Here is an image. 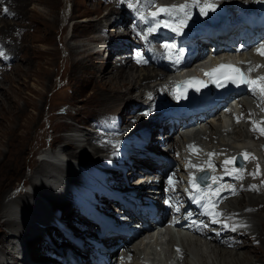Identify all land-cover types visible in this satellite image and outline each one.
<instances>
[{"label":"bare ground","instance_id":"obj_1","mask_svg":"<svg viewBox=\"0 0 264 264\" xmlns=\"http://www.w3.org/2000/svg\"><path fill=\"white\" fill-rule=\"evenodd\" d=\"M44 1L45 0H42V2ZM118 1L119 0H114V5L109 7L106 14H103L102 16H98L94 22L92 21L87 22V24H85V28L87 27H89V29L94 28L103 19L108 21L107 16L110 14L113 13L121 14L123 10L121 7L119 8L117 7L119 6ZM146 1L145 0L139 1L142 9L147 8L148 4H150L149 2L150 0H148L147 2ZM203 1L201 0L200 3L202 4ZM3 4H6L8 6L6 7L7 9L6 12L5 11L0 12V21H3V25H2L4 30L3 32L7 33L8 31H10L9 28L12 25H14V23L16 22L10 23L9 21L3 20V16L10 14V6L8 4V1L5 0ZM154 4H158V3H154ZM226 6L227 5H225L224 7ZM145 19L146 18L143 16L141 18L140 23L143 24V20ZM160 23L161 21L159 22V24ZM79 26L80 24L78 23L75 24L74 29H77ZM115 27H116L115 24L112 25L110 24L108 29ZM150 28L152 32L151 35L157 32L156 29L152 30V27ZM141 31H144V28ZM115 34L116 32H114V35ZM140 35H142V33ZM4 38H8V37L4 36ZM149 38L150 40H152V37ZM93 40L95 42L99 41V36L93 37ZM151 43L153 44L152 41H150L149 44ZM100 53L101 51L98 50L87 53L86 59L83 58H81V60L78 59L77 61H74L73 64L75 69L74 71L77 74H78L77 71L84 72L85 69L86 70L89 69L90 72L93 73L94 75V77H90L91 80L93 81L92 92L93 91L94 92L87 97V101H90L97 106L100 105L106 106L104 102V95L105 93L108 92L109 96H111L110 101H108L109 102L108 105H111L109 109L113 107L112 104H110V102L120 101L121 103L122 101L124 103L122 104L131 111L130 114H133V111L131 109L133 103H136L137 101L140 102L141 99L147 98L146 92L149 95H153L157 92V89L149 85V82H155L158 79H160L161 72L154 71V69L150 70L147 67H145L144 64L146 61H148L150 62V65L156 67V65L158 66V62L155 61L154 58L150 60L148 56H146L140 51H136L135 48H133L131 54H127V55L123 54L122 56L124 58L116 57V60L113 61L114 63L113 67L102 69L97 74L96 72L97 70L94 68L95 67L94 64L97 61V57L100 55ZM111 57L113 56L111 55L108 58V60ZM113 59L115 58L113 57ZM15 60L16 59L14 56V61ZM6 63L7 61L4 59L1 64L5 65ZM137 68L138 69L140 68L141 70H143V72L145 70L146 72L136 75L134 69ZM17 77L19 76H16V78ZM166 78H163L160 84H157L160 87V89L167 88L166 86H168L169 82L167 83V81H163ZM113 84H117L116 87L113 86L112 88ZM102 85L104 87H102ZM1 87L2 86H0V92H1ZM136 90H138V92H136ZM3 94L5 93L0 94V96H2ZM11 98L13 97L11 96ZM4 99L6 102L12 101L11 99L6 97ZM4 99L1 97L0 106L3 104ZM12 104H14L13 101L9 105ZM122 104H120V106ZM14 106H16V104ZM118 106L119 104L117 105L116 109L113 108L112 109L113 111L111 110V112H105L96 115L98 119L99 127L102 129V131L105 130L108 131L109 135L116 134L121 130V123L123 122L124 119V113L122 110L117 111V109H120V106L119 108ZM142 106L143 105H141V107ZM238 108L239 107H237V109ZM9 109L2 110V114H3L2 117L4 118L6 117V119L9 122H11L12 118L10 117V115L14 113L13 110L14 108L11 109L10 111ZM15 110L19 117H22L26 114L25 109L24 110L15 109ZM139 110L140 108L137 111ZM244 110L247 118L248 117L254 118L255 116L256 120H259V113L255 112L254 109H251L250 106L245 107ZM28 118L30 117L28 116ZM50 118L52 119V117ZM218 118L220 119V117ZM17 119L19 120V118ZM35 119L36 120L39 119V116L37 118H33V121H36ZM241 122L247 123L246 121H244V119ZM221 124L222 121L219 124V126L213 125L212 121H208V125L206 120L200 122V124L195 128L193 134L190 133L188 139L185 141L183 139L184 136L186 135L185 132L183 131L176 132L175 135L178 136L180 145H182L183 150L179 145V141L178 140L174 141L173 135H169L168 133L164 134L163 142L169 144L170 150L172 148H176L177 157L179 158L178 168L185 169L184 174L186 178L192 179L195 172L199 170V168L205 166L211 170V174H212L211 184H209L206 187H203L201 189V193H195L191 195V198L193 200L198 199L199 201L204 202L206 198L210 196L213 202L222 204L221 208L216 209V213L220 214L216 216V219L218 220L220 217L226 216V218L229 219V221L232 223L231 225H234V227L231 230L226 231L223 230L225 228L223 222L214 223L213 217H209V218L205 217L206 220H212L210 222V226L216 228L217 230H220V232L214 233L208 231L207 233L208 237H207L204 233V229H198L197 233L203 236L197 238L196 236L193 235H185L183 238L181 237L179 244L182 246L184 253L181 255V258L178 260L177 264H262L264 263L262 261L264 260V253L260 255H257L255 253L251 254L252 252H256V248L250 245L253 240H261L262 246L264 248V214L261 213L262 210L261 206L263 207L264 204V172H263L264 170L262 171V168L264 169V155L262 156L261 160L255 159V157L252 154V152L254 151L251 148H249L247 143L245 141H241L240 139H237L239 138V136H243L241 133L238 132V128L240 124L235 126L236 128L233 131V134H235V138L237 139V141L240 142H236L233 140L234 142L228 143L225 140L219 139L218 136L219 134H222V129H223L221 127ZM222 126L225 127L223 124ZM18 127L19 126H17L15 130L14 128H10V127L6 128V126L5 128H3L2 125V128L4 130H2L0 138L2 136L4 137L3 134L4 131L14 130L13 132H16ZM240 127H242V130L244 132L243 137L248 138L247 133H249V128L246 131V129L243 126ZM69 128L75 132L71 135L64 136L65 144L60 145L59 147L62 152L56 150V147L59 145L58 144L52 147L54 148V150H52L51 153H48L46 150H43L44 152L42 151L43 153H45V158L43 159L35 158L34 161H32L33 164L36 165L35 172L38 174V175L36 174L37 177L45 176V175L54 176V174L57 173L58 175L65 176L70 181H74L71 175L72 172L70 169V163H71L70 159H72L73 161H79L81 159H84L83 157L77 158L76 156L78 149H80L79 147L84 148L83 152H85L86 151L85 149L89 147L88 151L85 152V157L89 155L90 158L94 159L95 161L98 162L104 161L103 159L106 156L101 154V151L111 149L113 143L101 138L100 136L93 135L88 131L84 132L82 130L83 128L80 126L74 125V126H69ZM260 129H264V126L259 125L257 131L258 134L257 141L259 142L258 144L262 145L264 144V136H263L264 134L261 133ZM163 130L164 132H166L165 127H163ZM30 131L31 130H27L25 132L29 133ZM24 133L20 134L19 139L26 134ZM9 143L10 144L12 143V139L9 140ZM190 145L195 147L193 149H190L189 148ZM8 151H10V153L8 152V154H6L3 159H1L0 157V184H4L8 182L11 177L17 176V174H19V172L21 171V163H22L21 155L25 154L24 156L27 157L28 154H31L29 152L26 154L25 152L28 151V149L24 148L21 143H18V141L15 144L13 143L12 146L10 145ZM156 153L158 152L156 151ZM237 153H241L242 155L249 157L248 160L246 159V164L242 168H237L231 165L232 158ZM13 155H16L15 158H12ZM0 156H1V151H0ZM68 156H70L71 158L70 159L66 158ZM45 159L49 160L50 162L46 161ZM226 160L229 161L227 165L225 164ZM15 162H17V165L15 164ZM150 170L152 169L150 168ZM116 171H121V170L118 169ZM114 172L115 170L112 169L108 171L107 174H109L110 176V174H113ZM8 173H10V175ZM237 174L242 178H237ZM132 175H133L132 169H130V172H126L127 179H129ZM36 176L34 177V179L29 178L30 181H28V184L26 185L27 188L24 191L20 190L19 192L17 188L16 190L18 192L13 194L12 191L14 190H12L13 188L12 187L10 188L9 191L6 190L8 191L7 194L5 191L6 195L4 194V196H2L3 202L1 203V208H0V218L4 217V220L3 222H0V232H1L0 237L2 238L1 242H3L4 239V243H2L0 246V255L3 258H8L9 257L8 255L11 254L13 259L16 260V257L18 256V252H17V246L15 245V241L18 239L20 240V238H22L25 240L26 243L25 246L29 250V256L25 255L24 259L20 261V264H34V263L39 264L38 262H35V260H33L35 258L33 252L37 251V249L35 248L36 246H33V244L37 243V245H39L41 243L39 247L40 249L43 250V253L45 252V250L55 252L53 251V247L46 246L48 244L42 238V234L45 231V233L51 237L52 231L55 232L57 231L55 227L53 228L52 224L51 226L50 224H48L51 223L49 217L53 214L56 207L60 208L61 205L67 203L66 199L64 198L65 191L62 190L58 193H55L53 189L48 186V183L45 181L46 179L40 178L39 179L40 182H37L36 179L38 178ZM136 179L137 178H135V180ZM52 180L53 179L51 180L48 179V182L51 183ZM132 185L135 184L132 182ZM21 187L22 186H20L19 188ZM31 189L32 191H30ZM12 205H18L22 207L23 210L19 213L17 212L16 209L11 207ZM258 208H260L261 210ZM49 209H52V211H50ZM16 213H17V217L14 218L16 216ZM18 216L20 217V220ZM68 216L69 217L67 221H71L72 216H70L69 214ZM253 218L255 220L257 219L256 223L252 221ZM61 219H64L66 221L67 216L62 215ZM230 219L234 221H231ZM3 226H5L6 228L5 227L3 228ZM238 229H240L241 232L239 233L231 232ZM6 231H7V235L5 237L4 232ZM262 235L263 238H261ZM173 244H178V243L171 239L165 249L164 262H170V263L174 262ZM212 244L214 246H212ZM243 245L244 247L248 246L246 247L247 248L246 250H242ZM46 257H50V256H46ZM130 258H134V255L132 256L130 255ZM211 258H214L216 261L218 260L219 262H214L213 259ZM52 259L54 260V263H57V261L54 258ZM123 262L124 264L141 263L137 259H134L133 262H131V260L130 262H128L126 259H124ZM0 264H4L1 258H0Z\"/></svg>","mask_w":264,"mask_h":264},{"label":"rangeland","instance_id":"obj_2","mask_svg":"<svg viewBox=\"0 0 264 264\" xmlns=\"http://www.w3.org/2000/svg\"><path fill=\"white\" fill-rule=\"evenodd\" d=\"M3 1L5 2V0H0V8H3L0 9V12L5 11L6 7L8 6L6 4H3L4 3ZM7 1L10 6V14L3 16V20L9 21L10 23L11 22L12 23L16 22V23H14V25H12L9 28L10 31L5 33L3 32L4 30L2 27L3 21H0V66H1L0 86H2L0 94L5 93L2 96H0V99L1 97L3 99L5 97L9 98L14 102V104L9 105L12 101L6 102L4 99L3 104L0 106V115H1L0 135L2 133V130H4L3 128H5V126L6 128L10 127V128H14L15 130L17 126L19 127L16 132H13L14 130H7L3 132L4 137L2 136L0 138L1 141L0 157L1 159H3L5 155L8 154V152L10 153V151H8V148L10 147V145L12 146L13 143L14 144L17 143V141L18 143H21L24 148L28 149V151L25 152L26 154L28 152L31 154H28L27 157L24 156L25 154L21 155L22 163H21V171L19 172V174H17V176L11 177L8 182L4 184H0V208H1V203L3 202L2 196H4L6 190L9 191L10 188L13 187L12 188V190H14L12 191L13 194L17 193L18 191L20 192V190L24 191L27 188L26 185L28 184V181H30L29 178L34 179L37 173L35 172L36 165L33 164L32 161H34L35 158L40 159V157H38L37 155L42 149H48L49 147L51 146L53 147L58 144L59 145L65 144L64 136L71 135L75 132L71 130L69 126H74V125L80 126L83 128L82 130L84 132H87L88 131L87 127H89V121L91 119L96 117V115L98 114L111 112L113 108L116 109L118 104L120 106V104L123 103L122 101L121 103L120 101L110 102V104H112L113 107L109 109L111 105H108L109 104L108 101H110L111 96H109L108 92L105 93L104 95V102L106 106L104 105L97 106L94 103L87 101V97L94 92V91L92 92L93 81L90 78V77H94V75L93 73L90 72L89 69L87 70L85 69L84 72L77 71L78 72L77 74L74 71L75 69L73 66L74 61H77L78 59L81 60V58L86 59L87 53L95 51L93 50L95 44L92 43L91 40L95 42L93 40V37L99 36V28L100 27L102 28L107 21L104 19L101 20V22H99V24L94 27L95 29L94 28L89 29V27L85 28V24H87V22L89 21L94 22L98 16H102L103 14H106L109 7L114 5V0H45L44 2H42V0H37V1L7 0ZM139 1L140 0H130V1L119 0L118 1L119 6L117 7L118 8L121 7L123 12L119 15L114 13L116 14V18H114V20L119 21L120 19L119 16L123 15L122 22L126 23L123 27H119L120 30L123 29L122 31L126 32V26L129 23L130 27L127 26V30L129 31L127 32V35L129 38H132L135 41L134 42L135 45L137 42L136 40L139 37V34L136 33L135 31L136 26L133 23L132 18L130 17V13L128 12L126 13V10L132 9V12L143 14L149 11L148 8L150 7L151 9L154 8L155 7L154 3H161L162 1L166 2L168 0H150L149 1L150 4H148V7L145 9L141 8ZM171 1H175V2L179 1L180 4H185V3L191 4L189 6L193 5L192 4L193 2H190L192 0H188V1L171 0ZM210 1L214 5L221 4L219 0H210ZM123 2H125V4H123ZM130 3L134 4L135 7H129ZM203 3L204 1L202 2V4ZM94 7H96L97 9ZM22 9L25 13L22 11ZM132 16L134 21L139 26L140 31L144 28V31H141L142 35L140 36L142 38L138 42L139 45H142L143 42L146 41V39H147L146 43L149 44L151 41L149 37L151 36L152 33L150 28L152 23H150L148 20L145 19L143 20V24H142L140 22L143 16H139L136 14H133ZM160 21H161L160 19L154 20L153 23L154 22L156 23L153 24V27L154 28L158 27L157 25L159 24ZM77 23L80 24V26L77 29H74V25ZM4 36L8 38H4ZM143 47L144 46H141L139 49L135 48V50L140 51L146 56H148L146 48ZM14 56L16 59L15 61H14ZM112 56L115 59L111 57L109 60L108 59L106 60L105 58H102L100 53V55L97 57V61L94 64L95 66L94 68L97 70L96 71L97 74L102 69H107L109 67L111 68L114 66L113 61L116 60L117 56L114 53L112 54ZM119 58H124V57L122 56ZM4 59L7 61L6 63L7 65L1 64ZM144 65L150 70L154 69V71L160 72L159 69H155V67L150 65V62L148 61H146ZM134 70H135L134 72H136L135 73L136 75L146 72L145 70L143 72V70H141L140 68ZM16 76L19 77L16 78ZM116 85L117 84H113L112 88L113 86L116 87ZM149 85H151L154 88L159 87L155 82H149ZM102 87L104 86L102 85ZM161 89L163 90V88ZM136 92H138V90H136ZM160 92L161 90H159V93ZM11 96L14 99L11 98ZM15 104L16 106H14ZM123 104L120 106V109H117V111L118 110L123 111L124 113L123 122H124L126 121L127 117L131 115L130 114L131 111ZM4 109L5 110L9 109V111L11 109L14 110V113L10 115V117L12 118L11 122H9L6 119V117L5 118L2 117L3 116L2 110ZM15 109L17 110L25 109L26 116L24 115L25 117L24 116L19 117ZM28 116L30 118H28ZM38 116L39 119L37 120L35 119L36 121H33V118H37ZM50 117H52V119ZM218 117L220 116L219 113L217 112L215 116L212 117L213 119L210 117L212 120L210 118L206 120L207 125H208V121H212L213 125L219 126L220 121L218 120H221V118L219 119ZM17 118H19V120ZM240 126L242 125L240 124ZM240 126L238 128V132L244 136V132L242 130V127ZM221 127L223 129H222V134H219L218 136L219 139L225 140L228 143L230 142L232 143L234 141L240 142L237 141V139L241 137L239 136V138L236 139L235 134H233V131L235 130L236 127H233V129L231 128L232 131L231 130L226 131V128L223 127L222 124ZM27 130H31V131L29 133H26L25 131ZM22 133H24L25 135L19 139L20 134ZM175 134L173 135L174 141L176 140L179 141L178 136ZM10 139H12L11 144L9 143ZM240 140L246 141L244 138ZM150 141H151L150 144H152L154 148L156 144L154 143L153 140ZM251 141L254 140L251 139ZM179 145H180V141H179ZM79 148L81 150L78 149L76 153L77 158L83 157L85 159V152L88 151L89 147L85 149L86 150L85 152H83L84 150L83 147H79ZM15 156L16 155H13L12 158H15ZM15 164L17 165V162H15ZM143 165L145 164L143 163ZM130 169L131 168L129 169L127 168L126 172H130ZM263 170L264 169L262 168V171ZM8 174L10 175V173ZM123 178L124 177L122 175V179ZM20 186L22 187L19 188ZM8 191H6V194ZM261 209H260L261 213L264 214V204L263 207L261 206ZM49 210L52 211V209ZM70 216H72V220L67 221L69 217L68 216L66 222L67 223L76 222L75 214H70ZM3 220L4 217L0 218V222H3ZM256 220L253 218L252 221L256 223ZM48 224H50L51 226V223ZM4 227L5 226H3V228ZM6 235H7V231L4 232L5 237ZM261 238H263V235ZM1 241L2 238L0 237V246L2 243H4V239L3 242ZM39 245L38 247H35L37 251L33 252V255L35 257L33 260H35V262H38L39 264H45L47 262L54 263V260L52 259L53 257L52 256H50L51 258L46 257V255L43 253V250L40 249ZM250 245L256 248V252H252L251 254L255 253L257 255H260L264 253L263 252L264 248L262 246L261 240H253ZM33 246H36V244H33ZM212 246L214 245L212 244ZM242 247H243L242 250H246L247 249L246 247L248 246L244 247L243 245ZM8 256L10 258H13L11 254H9ZM211 259H213L214 262H219L218 260L216 261L214 258ZM262 261L264 262V260ZM54 264H59V263L57 262Z\"/></svg>","mask_w":264,"mask_h":264},{"label":"snow or ice","instance_id":"obj_3","mask_svg":"<svg viewBox=\"0 0 264 264\" xmlns=\"http://www.w3.org/2000/svg\"><path fill=\"white\" fill-rule=\"evenodd\" d=\"M192 2L194 3V4H196L199 8H200V11H201V13L202 14H207V12H206V9H210V10H215V5L214 4H212L211 2H210V0H204V3L203 4H201L200 3V0H192ZM129 7H135V5L134 4H129ZM189 8V4H187V3H185V4H181V5H179V6H177V5H172V6H165V7H160V8H158V10L157 11H155V12H152L151 13V16L152 17H156V16H158L159 15V13H161V12H164V13H168L169 15H172V14H174V13H182L183 14V20L181 21V26H183V24L184 23H186V20H187V18H188V16H189V13H188V11H187V9ZM5 11H7V9H5ZM157 26H159V24L157 25ZM164 26L165 27H172V25H170V24H164ZM152 30H154V29H152ZM174 30H176V31H179V28H176V29H174ZM166 49H168V48H173V47H175L174 45H165L164 46ZM262 47H264V45H262ZM259 51V50H258ZM139 55V54H138ZM219 68H231L232 66L231 65H220V66H218ZM218 69H213L212 70V72H216ZM251 70V69H250ZM212 72H210V73H207L208 75H211L212 74ZM260 80H264V77H259L258 79H257V81H249V80H247L246 78L245 79H242V80H240L239 82L240 83H246V84H248L249 85V87L250 88H252V90H253V92H259V94L261 95V97L262 98H264V83H259L258 81H260ZM145 115H147V113H145ZM257 129L256 128H253V131H256ZM260 131H261V133L262 134H264V129H260ZM195 146H192V145H190L189 146V148L190 149H193ZM229 163V161H225V164L227 165ZM229 174H232V173H229ZM237 178H242V177H240L238 174H237ZM173 183V181H172V179L170 178L169 179V184H172ZM214 207V206H213ZM207 214L208 215H210V216H212L213 217V222L214 223H218V222H220V221H218L217 219H216V216H218V215H220L219 213H213V211H208L207 212ZM225 226H227V225H225Z\"/></svg>","mask_w":264,"mask_h":264}]
</instances>
